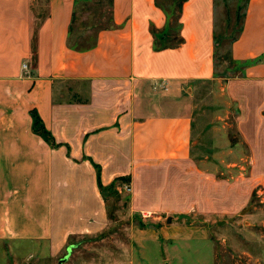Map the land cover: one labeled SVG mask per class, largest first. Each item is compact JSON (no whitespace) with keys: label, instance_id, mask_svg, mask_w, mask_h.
Wrapping results in <instances>:
<instances>
[{"label":"crops","instance_id":"obj_1","mask_svg":"<svg viewBox=\"0 0 264 264\" xmlns=\"http://www.w3.org/2000/svg\"><path fill=\"white\" fill-rule=\"evenodd\" d=\"M110 1L111 26L78 51L68 44L77 0H0V243H44L56 255L99 228L98 180L128 186L131 213L213 211L221 180L197 163L201 85L235 106L251 157L264 152V0L244 4L228 78L214 75L216 7L227 0H184L176 33L157 4L169 0ZM154 39L183 42L156 50Z\"/></svg>","mask_w":264,"mask_h":264},{"label":"rangeland","instance_id":"obj_2","mask_svg":"<svg viewBox=\"0 0 264 264\" xmlns=\"http://www.w3.org/2000/svg\"><path fill=\"white\" fill-rule=\"evenodd\" d=\"M226 4H217L215 14V32L225 34L216 50L217 78L236 73L227 52L243 7L236 11L238 5ZM110 15V0L77 1L72 30L88 29L77 38L80 43L90 44L99 29L108 27ZM200 88L194 119L201 135L197 163L221 180L214 182L213 211L171 216L169 223L164 214L131 213L129 187L119 192L116 183L104 192L107 220L102 226L71 236L56 255L44 243L2 242L0 264H58L69 246L63 264H264V152L251 157L236 130L235 106L218 85Z\"/></svg>","mask_w":264,"mask_h":264},{"label":"trees","instance_id":"obj_3","mask_svg":"<svg viewBox=\"0 0 264 264\" xmlns=\"http://www.w3.org/2000/svg\"><path fill=\"white\" fill-rule=\"evenodd\" d=\"M79 1V0H77ZM184 0H169V3H170V6H166L165 2L163 1H158L157 4L167 13V19L169 20L168 22V32H172V33H176L179 29V18H180V15H179V10H180V4L183 2ZM246 0H227L225 1V5L227 6L226 3H235L237 6L236 8V11H238L240 9V6L244 7V4H245ZM110 5H111V1H110ZM168 5V4H167ZM110 14H111V11H110ZM242 17H243V12H242ZM75 19V18H74ZM74 19H73V23H74ZM242 21V19H241ZM73 25V24H72ZM72 25L69 27V39H68V44L69 46L72 48V49H75V50H78V51H82V50H85V49H88V48H91L92 45L94 44V41H95V35L93 36L92 38V42L88 45H84L82 43H80V40H78L77 38L72 41V34H74V31L72 30ZM111 26V15H110V18H109V25L108 27ZM102 29H105V28H101L99 30H102ZM88 30V29H86ZM98 30V31H99ZM79 33H83L84 30L82 31H78ZM240 33V28L238 29V32H237V35L235 37H233L234 35L232 33H230V36L233 37L231 39V43L238 37ZM225 36L224 33H220L219 36H217L216 32H214V41H215V54H216V50H217V47L220 45V43L222 42V39L223 37ZM229 36V35H227ZM82 42V41H81ZM181 42H183L182 39H178V41L176 43H172V44H167V41L165 40H160L158 41L157 39H154V49L158 50V49H162V48H165V47H170V46H177L179 45ZM229 63L232 65V68L233 70H235V72L238 71L239 68H237L236 64H234L231 60H229ZM214 75L216 77L217 75V72L215 70L214 72ZM32 119H33V131L36 133V134H39L40 136L44 137L45 140L48 139V137L46 136V132H45V129L43 127V125L41 124L39 118L37 117V115L35 113H32ZM114 184L108 186V187H103L100 183V181L98 180V187L99 189L101 190V195L104 199V192L107 188H111L113 187Z\"/></svg>","mask_w":264,"mask_h":264},{"label":"water","instance_id":"obj_4","mask_svg":"<svg viewBox=\"0 0 264 264\" xmlns=\"http://www.w3.org/2000/svg\"><path fill=\"white\" fill-rule=\"evenodd\" d=\"M171 219H172V217H171V216H168V217L166 218V222L169 223V222L171 221ZM66 252H67V254H66L63 258L59 259L58 264H63L64 261L68 258L69 254H70V252H71V246H69V247L66 249Z\"/></svg>","mask_w":264,"mask_h":264},{"label":"built area","instance_id":"obj_5","mask_svg":"<svg viewBox=\"0 0 264 264\" xmlns=\"http://www.w3.org/2000/svg\"><path fill=\"white\" fill-rule=\"evenodd\" d=\"M26 67V65L25 64H23V68H25ZM127 190L129 191V188H127Z\"/></svg>","mask_w":264,"mask_h":264}]
</instances>
